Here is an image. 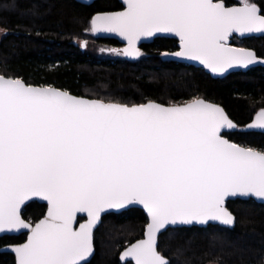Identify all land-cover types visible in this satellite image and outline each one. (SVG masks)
Here are the masks:
<instances>
[{"label": "snow or ice", "instance_id": "obj_1", "mask_svg": "<svg viewBox=\"0 0 264 264\" xmlns=\"http://www.w3.org/2000/svg\"><path fill=\"white\" fill-rule=\"evenodd\" d=\"M242 0H124L123 11L91 18L92 32L116 33L126 55L157 33L179 39L177 57L213 73L257 62L252 50L231 47L232 34L264 33V14ZM237 125L203 99L131 106L34 87L0 75V231L27 229L13 248L16 264H86L93 228L105 210L142 205L144 239L121 256L134 264H169L157 250L166 225L219 221L232 225L229 196L264 199V150L230 142ZM249 129L264 131V108ZM32 197L47 202L33 225L22 218ZM78 214L87 220L74 227Z\"/></svg>", "mask_w": 264, "mask_h": 264}, {"label": "trees", "instance_id": "obj_2", "mask_svg": "<svg viewBox=\"0 0 264 264\" xmlns=\"http://www.w3.org/2000/svg\"><path fill=\"white\" fill-rule=\"evenodd\" d=\"M223 2L226 6L238 4ZM250 2L264 14V0ZM121 8L118 0H96L91 5L73 0H0V75L129 106L149 101L178 105L204 99L220 105L237 128L264 108L262 68L212 79L200 68L162 61L164 52L176 50V41L171 39L157 38L142 45L136 61L125 60L116 41L95 39L90 31L91 17ZM232 44L264 58V36L234 38ZM110 53L122 58H109ZM225 137L264 150V134L237 130ZM226 207L235 217L232 229H169L159 237L158 251L169 264H264V206L237 200L227 202ZM45 209L32 202L23 209L22 217L33 224L44 216ZM146 224L144 213L136 208L105 215L94 232L95 254L87 264H120L119 253L142 237ZM24 240L25 235L0 237V248ZM14 262L12 254L0 252V264Z\"/></svg>", "mask_w": 264, "mask_h": 264}, {"label": "water", "instance_id": "obj_3", "mask_svg": "<svg viewBox=\"0 0 264 264\" xmlns=\"http://www.w3.org/2000/svg\"><path fill=\"white\" fill-rule=\"evenodd\" d=\"M79 4H82V5H91L93 2H95L96 0H73ZM119 4L122 6V9L121 10H118V11H110V12H102V13H113V12H120V11H123V8H124V0H118ZM214 2H220V0H214ZM224 3V2H223ZM225 4V3H224ZM240 4H237V5H231V6H227V7H233V6H239ZM102 13H96L94 14L93 16L97 15V14H102ZM92 16V17H93ZM91 17V18H92ZM91 21V20H90ZM90 31H91V25H90ZM91 34L92 36L95 38V39H100V40H114L116 41L119 45H120V48H119V51L122 55V57L125 59V60H128V61H136L140 58V55H141V50H140V47L144 44H149L151 42H153L155 39L157 38H166V39H171L173 41H176V47H177V50L173 51V52H164L162 55H161V59L162 61H165V62H174V63H179V64H183V65H188V66H193V67H197V68H200L202 69L206 74H208L212 79H223L225 77H227L228 75L230 74H233V73H236V72H242V73H246L247 71L251 70V69H255V68H262L264 69V58L263 57H259L256 55L255 51L252 50V49H249V50H252L255 55L257 56L258 60L257 62L253 63V64H250L248 65L247 67H243V66H238V65H234L233 67L231 68H227L225 69V71L223 72H217V73H213L210 69H207L205 68L202 64L199 63V61H193V60H190L188 58H185V57H177L175 55H172L173 53L179 51V39L177 37H175L173 34H167V33H157V34H154L153 36H150V37H142L140 40H138L136 42V48L139 50L140 52V55L136 56V55H126L124 53V50L128 47V44H127V41L120 37L119 35H117L116 33H109V32H104V31H99V32H92L91 31ZM264 36V33H245V34H240V33H235V34H232L231 37H230V40L228 41V43L230 44L231 47H234V48H242V47H237V46H234L232 44V41L234 38L238 39V40H244V39H249V38H259V37H263ZM85 48V42H81V49L84 50ZM244 49H248V48H244ZM23 81V80H22ZM24 82V81H23ZM25 83V82H24ZM29 85V84H28ZM34 87H49V86H35V85H32ZM52 88H55L53 86H50ZM58 89V88H56ZM61 90V89H59ZM64 91V90H62ZM72 95V94H71ZM76 96V95H74ZM77 97H81V96H77ZM82 98H85V99H89V98H86V97H82ZM204 100V99H203ZM206 101V100H205ZM208 103H212V104H216V103H213V102H209V101H206ZM148 103V102H147ZM156 103V102H155ZM146 104V103H145ZM157 104H160V103H157ZM163 105V104H161ZM218 105V104H216ZM163 106H173V105H163ZM220 106V105H218ZM221 107V106H220ZM261 110V109H260ZM258 110L252 117L251 121L246 124L244 127L242 128H235V129H224L222 131V135L224 136L225 139H227L225 137V134H228V133H234L235 131L237 130H240V131H244V132H254V133H260V134H264V131L260 130V129H249L247 127V125L251 124L252 121L254 120L256 114L260 111ZM226 113V112H225ZM235 123V122H234ZM236 124V123H235ZM230 141V140H229ZM232 142V141H230ZM233 143V142H232ZM248 201V200H252L254 201L255 203L259 204V205H263L264 206V199H261V198H257L255 196H240V195H237V196H229L226 198V201H225V206L227 204V202L229 201ZM32 202H36L38 204H41V205H44L46 207L45 209V213H44V216L46 215L47 213V202L44 201L43 199H41L40 197H32L30 198L28 201H25L24 205H22V211L23 209L30 203ZM132 208H136V209H139L141 210L146 219H147V223H148V217H147V213L146 211L143 209V206L142 205H138V204H134V205H130V206H126L124 209H111V210H105L103 213H101V218L100 220L98 221V223L94 226L93 228V234H92V246H93V251L92 253L90 254V256L87 258V261H86V264L89 263L91 261V259L93 258L94 254H95V248H94V232L96 231V229L98 228V226L100 225L101 223V220L102 218L105 216V215H108V214H121L122 212L124 211H127L129 209H132ZM22 214V212H21ZM233 215V214H232ZM44 216L42 218H40L39 220L43 219ZM234 217V215H233ZM23 218V217H22ZM83 218V221L82 222H78L79 219H82ZM39 220L37 222H39ZM87 220V215L86 214H78V217H77V220L74 222V227L76 228H79L80 224L81 223H84L86 222ZM26 221V220H25ZM28 222V221H27ZM35 222V223H37ZM35 223H33V225H35ZM235 225V217H234V223L232 225H224L222 223H220L219 221H207L205 223H195L193 222L192 224H177V225H166L164 229H161L160 232L158 233V239L159 237L165 233L166 231H168L169 229H178V228H192V227H195V228H206L207 226H218V227H221V228H225V229H232ZM146 227V225H145ZM145 227H144V231H145ZM144 231H143V235L140 239L138 240H141V239H144ZM21 235H25V240L20 243V244H23L26 242L27 240V229H14V230H5V231H0V237H4V236H8V237H18V236H21ZM158 239H157V247H158ZM138 240L130 243L129 245H127L120 253H119V262L120 264H126V263H131V264H134V261H132L131 257H125L123 260L121 259V256H122V253L129 247H131L132 244L136 243ZM20 244H12V245H7V246H4L2 248H0V252H4V253H9V254H12L14 256V264H16V258H15V252L13 251V248L17 245H20ZM158 250V249H157ZM168 261V260H167Z\"/></svg>", "mask_w": 264, "mask_h": 264}, {"label": "rangeland", "instance_id": "obj_4", "mask_svg": "<svg viewBox=\"0 0 264 264\" xmlns=\"http://www.w3.org/2000/svg\"><path fill=\"white\" fill-rule=\"evenodd\" d=\"M234 1H236L238 4H241V2H242V0H234ZM249 2H250V0H249ZM251 3V2H250ZM2 29L0 28V38H1V31ZM79 45H80V43H79ZM93 48H94V46L93 45H91ZM241 47V46H240ZM243 48V47H242ZM103 50H107L106 48H102ZM109 58H113V59H119V58H122L121 57V55L120 54H118V53H110V54H108L107 55ZM210 264H215V263H210Z\"/></svg>", "mask_w": 264, "mask_h": 264}, {"label": "flooded vegetation", "instance_id": "obj_5", "mask_svg": "<svg viewBox=\"0 0 264 264\" xmlns=\"http://www.w3.org/2000/svg\"><path fill=\"white\" fill-rule=\"evenodd\" d=\"M122 7V6H121ZM122 9V8H121ZM120 9V10H121ZM119 48H120V46L117 48L118 50L117 51H119ZM176 50H177V47H176ZM173 51H175V50H172V51H170V52H173ZM119 53H120V51H119ZM121 54V53H120Z\"/></svg>", "mask_w": 264, "mask_h": 264}]
</instances>
